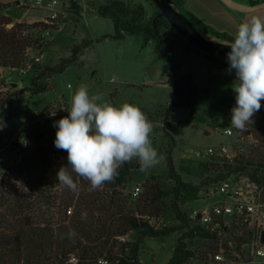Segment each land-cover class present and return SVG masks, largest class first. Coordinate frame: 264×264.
<instances>
[{"label": "rangeland", "instance_id": "1", "mask_svg": "<svg viewBox=\"0 0 264 264\" xmlns=\"http://www.w3.org/2000/svg\"><path fill=\"white\" fill-rule=\"evenodd\" d=\"M31 1L22 0V5L19 1L18 6L13 5L15 8H2L0 24H4L3 27L9 31L15 24L32 25L44 20L47 12L32 8ZM57 1L69 5L67 16L62 19L60 31H52L47 38V46L40 52L41 62L35 64L25 59V76L16 70H0V100L8 94H18L6 105L5 116L0 120V135L3 138L0 143V157L3 158L0 163V176L5 168L22 166L20 162L25 154L21 147H13V142L20 145L26 142V146L31 147L39 139L48 148L51 157L56 138L53 124L69 115L72 96L79 86L85 85L90 97H100L98 104L109 103L117 108L124 103L138 106L153 124L150 139L152 147L162 160L146 171L136 169L124 185L122 194L128 202L126 208L155 230L175 229L160 238H144L139 246V263L169 264L179 239L183 240L187 250L193 255L185 264H207L210 256L220 249L223 250L222 256L227 262H245L246 257L242 252L245 253L249 244L243 245L241 249V244L238 247V243L233 241L241 238L249 240L252 233L264 231V226L250 225L243 218H239L230 222L227 233H215L218 244L197 235L188 240V229H178L180 222L171 213L168 199H160L147 209L137 204V200L146 194L151 185L160 191H167L172 186L167 177L164 160L165 152L171 145L168 136L174 142L171 155L177 173L183 182L196 187L200 186L203 179L181 171V166L192 169L191 165L181 163L183 160L208 161L212 156L206 153V149L222 144L227 145V159L231 160L239 154H246L250 146H255L251 133L246 134V130H237L231 125V109L236 104V94L232 88L235 72L227 71V59L194 53L186 49L175 36L167 39L178 72L189 74L198 88L199 102L192 109L174 108L171 121L165 125V108L174 101V97L168 83L169 65L157 58L154 43H144L141 35H125L121 40L102 39L114 33L112 22L96 13V8L108 0H75L78 8L73 10L69 0ZM116 1L130 6L142 5L145 11L143 22L158 12L151 0ZM199 33L206 40L230 44L200 31ZM74 50L77 55L73 57ZM34 55L36 54H32ZM70 59L74 61L61 74H47L39 80L38 83L46 85L48 91L33 96L27 92L22 93L30 88V79L37 77L42 69H58ZM12 84L16 87L11 88ZM53 112L56 113L55 116L51 115ZM228 127L231 128L232 135L225 137L222 130ZM50 160L59 164L51 158ZM262 177L264 178V174ZM10 179L17 185L25 181L23 177ZM226 181L238 183L244 193L248 190L256 195L252 183L245 177L233 176ZM216 186L217 184L200 186L196 198L179 207L181 212L192 221L189 216L193 211H201L217 199L213 195ZM135 187L141 190L137 197L132 196ZM193 223H189L191 228L199 226ZM135 237L134 233H129L123 240L119 239V242L132 243ZM255 264L263 263L256 261Z\"/></svg>", "mask_w": 264, "mask_h": 264}, {"label": "trees", "instance_id": "2", "mask_svg": "<svg viewBox=\"0 0 264 264\" xmlns=\"http://www.w3.org/2000/svg\"><path fill=\"white\" fill-rule=\"evenodd\" d=\"M244 1L250 6L264 3V0ZM69 2L72 10L78 8L75 0ZM170 2L200 32L230 44L234 42L235 37L214 31L186 11L183 0ZM6 7L15 8L13 4H0V10ZM96 13L101 18L109 19L113 25V35L102 39L121 40L125 35H141L144 43H154L157 58L168 63V83L171 85L174 101L165 108V125L171 121L174 108L192 109L199 102L198 88L189 74L178 72L167 39L175 36L186 49L194 53L199 51L187 44L159 12L143 22L145 11L142 5L130 6L120 1L108 0L96 8ZM3 25L0 24V69H19L24 65L27 49L39 50L47 46L40 39V23L15 24L9 31ZM75 55L76 50L73 51V57ZM72 61L74 60H68L58 69H42L37 77L30 79V88L22 93L27 92L31 96L45 93L48 87L38 83L39 80L47 74H61ZM17 96L18 94L12 93L0 100V120L5 116L6 105ZM253 119L254 123L247 126L245 133L253 135L255 146L247 148L246 154H239L231 160L214 156L208 161L183 160L181 163L191 165L192 169L181 166L180 170L203 179L201 187L218 184L233 176H242L261 188L264 184V100H261V109ZM168 138L171 145L165 152L164 160L172 186L167 191H160L151 185L146 194L137 200V204L147 209L160 199H168L171 213L180 222L178 229H188V240L197 235L217 243L215 233L199 226L191 228L189 223L193 221L179 208L196 198L200 186L182 181L171 155L173 138ZM2 140L0 135V143ZM12 146L19 149L21 145L13 142ZM22 152L25 155L20 162L21 168H5L0 176V264H98L99 260H105L107 264H140L138 251L144 238H160L174 231L175 228L155 230L126 208L128 202L123 198L122 190L136 171L138 159L126 162L118 169L114 181L105 182L96 189L91 187L89 181L72 172L69 166L68 171L77 184V191L73 192L56 180L58 170L62 166H68L66 151L59 164L50 160L48 148L39 139L31 147L22 148ZM10 177H23L25 181L17 185ZM81 213H86V218L82 219ZM129 233L136 235L134 241L120 243L119 239ZM182 241L178 240L169 264H185L193 256ZM233 242H237L238 247L241 244L240 239ZM72 258L74 263H69Z\"/></svg>", "mask_w": 264, "mask_h": 264}, {"label": "clouds", "instance_id": "3", "mask_svg": "<svg viewBox=\"0 0 264 264\" xmlns=\"http://www.w3.org/2000/svg\"><path fill=\"white\" fill-rule=\"evenodd\" d=\"M228 46L231 51L226 54L227 71L235 72L232 88L236 94L231 125L245 131L254 123L253 117L264 100V18L253 15L240 23L234 42ZM98 100L97 95L90 97L85 85L79 86L72 96L69 115L53 124L54 145L67 152L68 160V166L58 170L56 180L73 192L77 191V184L68 171L69 166L96 189L114 181L118 169L134 158L142 171L162 160L152 147L153 124L138 106L124 103L117 108L109 103L98 104ZM86 215L81 213L82 219Z\"/></svg>", "mask_w": 264, "mask_h": 264}, {"label": "built area", "instance_id": "4", "mask_svg": "<svg viewBox=\"0 0 264 264\" xmlns=\"http://www.w3.org/2000/svg\"><path fill=\"white\" fill-rule=\"evenodd\" d=\"M31 7L47 12L45 19L39 22L42 26L40 39L46 43L52 31H60L61 25L63 24L62 19H65L67 16L69 5L59 3L57 0H32ZM42 49H27L25 59H28L31 63H40L42 60V55L40 54ZM32 54L36 55L32 56ZM26 66L29 68V65ZM14 70L18 71L22 76H25L27 73L26 67L13 69L12 71ZM222 135L230 137L232 135L231 128H224ZM20 147L24 148L25 144ZM52 149L53 152H51L50 158L57 163H61L64 159L65 151L57 149L54 143ZM227 151V145L225 144L219 145L216 148L210 147L206 149V153L212 157L228 158ZM2 161L3 158L0 157V163ZM251 186L254 187V194L256 193V195H253L248 190L244 193L240 184L235 182L225 180L218 183L213 190V195L217 199L201 211H193L191 216H189L190 219L210 233H218L221 231L227 233L230 222L239 218H243L250 225H256L257 227L264 226V184L261 188H258L253 183ZM140 192V188L135 187L133 188L132 196L137 197ZM261 232L252 233L249 240L241 238V249L246 244H249V247L245 250V253L242 252L246 257V261L240 264H255L256 261H262L264 264V245L259 241ZM120 240H123V238H120ZM222 253L223 250L221 249L215 252L210 256V261L207 264H235L224 260ZM69 263H74V259H70ZM98 264H107V262L105 260H99Z\"/></svg>", "mask_w": 264, "mask_h": 264}, {"label": "crops", "instance_id": "5", "mask_svg": "<svg viewBox=\"0 0 264 264\" xmlns=\"http://www.w3.org/2000/svg\"><path fill=\"white\" fill-rule=\"evenodd\" d=\"M15 1L22 5V0H0V4H13ZM183 2L184 9L205 25L231 37H235L239 24L249 20L253 15L264 18V3L250 6L244 0H183Z\"/></svg>", "mask_w": 264, "mask_h": 264}, {"label": "water", "instance_id": "6", "mask_svg": "<svg viewBox=\"0 0 264 264\" xmlns=\"http://www.w3.org/2000/svg\"><path fill=\"white\" fill-rule=\"evenodd\" d=\"M151 2L168 25L193 49L206 55L227 59L226 54L231 51L229 44L204 39L194 25L173 8L170 0H151ZM18 4V1L13 3L15 6ZM15 87L16 85H11V88ZM137 169H141L140 164L137 165ZM259 241L264 245V231L260 233Z\"/></svg>", "mask_w": 264, "mask_h": 264}]
</instances>
